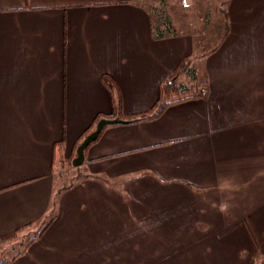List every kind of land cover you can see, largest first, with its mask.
I'll return each mask as SVG.
<instances>
[{"label": "crops", "instance_id": "1", "mask_svg": "<svg viewBox=\"0 0 264 264\" xmlns=\"http://www.w3.org/2000/svg\"><path fill=\"white\" fill-rule=\"evenodd\" d=\"M225 19L208 41L155 39L130 0H0V239L17 233L2 247L54 217L7 264H264V0H230ZM186 57L206 95L106 126L85 177L57 189L78 139L114 113L102 76L127 122Z\"/></svg>", "mask_w": 264, "mask_h": 264}, {"label": "trees", "instance_id": "2", "mask_svg": "<svg viewBox=\"0 0 264 264\" xmlns=\"http://www.w3.org/2000/svg\"><path fill=\"white\" fill-rule=\"evenodd\" d=\"M152 21V34L155 39H164L172 36L178 35V31L175 28L171 17L167 13L165 6H164V0H160V5H149L146 7ZM224 15V10L222 11ZM207 25L211 23V19L209 15L206 18ZM227 20H224V33L227 31ZM206 54V53H205ZM204 54V55H205ZM195 61L196 57H186L184 58L178 68L173 72L172 76L161 83L160 85V94L159 99L154 104L152 109L148 112L136 115L135 117H129V121L127 122H139L143 120H150L159 118L162 116L166 110L176 104H180L186 101L199 99L204 96L202 93V89L204 88L203 82L199 80L197 70L195 67ZM181 76H185L188 78V81L186 83L179 82V78ZM172 79H175L172 81ZM102 81L104 85L108 88L112 95V103L114 107V113L110 116H106L109 119H120L124 120L126 117L123 116V104H122V97L120 95L118 86L114 79L109 75L102 76ZM103 118L102 115H100L96 120L92 127L88 128L82 136L78 139L77 143L75 144L74 152L72 156L68 159V162L73 166V160L77 156V149L82 144L83 140L90 134V132L93 130V128L99 123V121ZM106 128V127H105ZM104 128V129H105ZM103 129V130H104ZM74 167V166H73ZM76 170V179H82L84 178L83 174V167H74ZM73 185H70L67 189L71 188ZM54 217H52L49 222L46 224L51 223ZM46 226V228H47ZM45 228V229H46ZM45 229L41 230L40 232L36 233V236L32 238L29 242L24 244V247L19 249L17 253L13 256L12 259L0 261V264H7L9 262H12L17 258L18 256L25 253V251L32 245L33 242L38 240L40 236L43 234ZM23 230V229H21ZM19 230L18 232H20ZM17 238V233H15L13 236L6 238V239H0V247L4 246L7 243L14 242ZM22 244V243H21ZM14 248V247H13ZM16 248V247H15Z\"/></svg>", "mask_w": 264, "mask_h": 264}, {"label": "rangeland", "instance_id": "3", "mask_svg": "<svg viewBox=\"0 0 264 264\" xmlns=\"http://www.w3.org/2000/svg\"><path fill=\"white\" fill-rule=\"evenodd\" d=\"M130 1L141 4L145 7H148L149 5H160V0ZM229 2L230 0H164V6L178 33L197 32L201 38L208 41L211 39L212 35L218 33L219 29L220 34L222 33L223 30L221 29L224 27V15L222 11L226 8ZM208 15L211 19V23L207 25L206 18ZM178 81L186 83L188 78L181 76ZM64 163L66 164L62 168L60 166L57 167V189L63 188V190L67 189L70 185H74L77 180L75 168L68 161H65ZM10 246L11 247L9 248L6 246L5 248L0 247L1 258L8 255L13 256L12 247L17 251L22 248V244H20L21 248H17L14 244H10ZM17 251L15 252L17 253ZM4 260L9 259H0V261Z\"/></svg>", "mask_w": 264, "mask_h": 264}, {"label": "water", "instance_id": "4", "mask_svg": "<svg viewBox=\"0 0 264 264\" xmlns=\"http://www.w3.org/2000/svg\"><path fill=\"white\" fill-rule=\"evenodd\" d=\"M175 79H172V81ZM128 123L120 119H102L97 124L96 130L92 132L90 135H88L85 140L82 142V144L77 149V156L73 160V165L75 167H79L84 163L85 160V150L93 143L95 142L99 135L102 133L103 129L108 125H115V124H124Z\"/></svg>", "mask_w": 264, "mask_h": 264}, {"label": "built area", "instance_id": "5", "mask_svg": "<svg viewBox=\"0 0 264 264\" xmlns=\"http://www.w3.org/2000/svg\"><path fill=\"white\" fill-rule=\"evenodd\" d=\"M206 92H207V91H206V88H203V89H202V93H203L204 95H206Z\"/></svg>", "mask_w": 264, "mask_h": 264}]
</instances>
